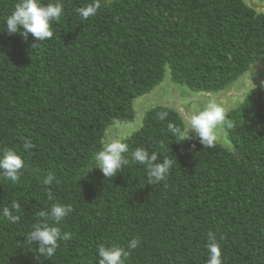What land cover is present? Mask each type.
I'll use <instances>...</instances> for the list:
<instances>
[{
    "label": "trees",
    "instance_id": "obj_1",
    "mask_svg": "<svg viewBox=\"0 0 264 264\" xmlns=\"http://www.w3.org/2000/svg\"><path fill=\"white\" fill-rule=\"evenodd\" d=\"M18 2L0 0V153L15 150L25 167L17 181L0 175V264H98L101 245L128 250L125 264H206L208 232L223 264H264V86L226 112L229 147L173 135L183 119L156 105L120 139L122 170L94 167L109 127L131 121L133 100L167 71L216 92L264 61V12L244 0H101L85 20L77 9L91 0H61L53 37L37 42L3 27ZM137 147L176 160L164 181L148 183ZM13 203L17 222L3 215ZM55 203L72 209L59 225L71 239L48 258L25 236Z\"/></svg>",
    "mask_w": 264,
    "mask_h": 264
},
{
    "label": "clouds",
    "instance_id": "obj_2",
    "mask_svg": "<svg viewBox=\"0 0 264 264\" xmlns=\"http://www.w3.org/2000/svg\"><path fill=\"white\" fill-rule=\"evenodd\" d=\"M100 7L101 0H91L90 3L78 8L77 11L79 16L86 20L95 17ZM63 13L64 7L61 0H55V2L47 4H44L42 0H19L13 11L6 17L3 27L10 35L19 33L25 39H28L31 35L35 41L41 42L53 37L51 24L53 21H58ZM166 115L167 113L161 114L159 119L164 120ZM225 120L226 112L224 108L215 102H209L203 110L191 115L188 127L184 131L172 125H169V129L173 135H179L180 139H191L190 132L194 133L202 145L212 148L218 139L217 128ZM228 127L231 128L232 124L229 123ZM34 147L30 142L24 144L25 150ZM128 152V144L120 139L106 142L94 155V167L98 168L105 178H112L127 163L124 154ZM131 159L138 165L145 166L149 184L164 181L168 177L170 169L177 163L176 160L172 159H161V157L158 159L157 152H149L144 147H137L132 151ZM24 167L23 158L15 150L8 149L0 153V175L11 181H17ZM52 180L53 176L48 175L44 183L50 184ZM19 207V204L13 203L11 209L7 207L3 209V215L11 222H17L20 217L14 213L19 210ZM71 212L70 206L61 203H55L51 205L49 210L41 211L39 215L42 222L33 225L25 236V244L27 246L36 245L39 255L51 258L56 253L59 241L71 239V235L62 232L59 227ZM48 221H51V223ZM139 243V239H132L129 241L127 248L135 249ZM206 247L208 253L206 264H223L221 249L215 233H207ZM128 256L129 251L118 245H101L98 248V264H125Z\"/></svg>",
    "mask_w": 264,
    "mask_h": 264
},
{
    "label": "water",
    "instance_id": "obj_3",
    "mask_svg": "<svg viewBox=\"0 0 264 264\" xmlns=\"http://www.w3.org/2000/svg\"><path fill=\"white\" fill-rule=\"evenodd\" d=\"M244 1L257 11L264 12V1ZM262 86H264V61H262L259 65L250 68L226 89L216 92L193 91L185 85L173 82L169 71H167L160 83L157 84L150 92L133 100L134 116L133 119L129 121V125L132 128H138L140 126L144 111L140 119H138V106L140 103H145V106L143 105L145 110L156 105H162L176 110L183 119L184 131L188 127L191 115L203 110L209 102L219 104L224 108L225 112H227L229 109L243 101L252 90ZM167 88L169 90L166 94L165 89ZM159 97L163 100H158ZM116 123L119 124V122ZM217 137L218 143L227 147L230 146L226 140L223 124L217 128Z\"/></svg>",
    "mask_w": 264,
    "mask_h": 264
},
{
    "label": "rangeland",
    "instance_id": "obj_4",
    "mask_svg": "<svg viewBox=\"0 0 264 264\" xmlns=\"http://www.w3.org/2000/svg\"><path fill=\"white\" fill-rule=\"evenodd\" d=\"M259 1H261V0H259ZM168 90H169L168 88L165 89L166 94L168 93ZM160 99L163 100L161 97H159L158 100H160ZM178 102H180V101H178ZM143 105L145 106V103H140L138 106V111H137V114L139 115V116H137L138 119H140L143 111H145V109L143 108ZM136 128L137 127L132 128L129 125V121L128 122H119V124L115 123L110 127V129L106 133L105 141L110 142L111 140L121 139L125 135L134 131ZM226 140H227V138H226ZM227 142L229 145L230 143L228 140H227Z\"/></svg>",
    "mask_w": 264,
    "mask_h": 264
}]
</instances>
